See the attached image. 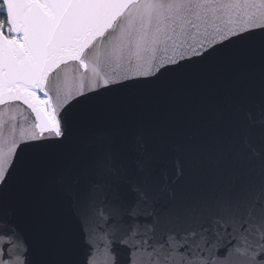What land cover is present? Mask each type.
<instances>
[{"label": "snow or ice", "instance_id": "1", "mask_svg": "<svg viewBox=\"0 0 264 264\" xmlns=\"http://www.w3.org/2000/svg\"><path fill=\"white\" fill-rule=\"evenodd\" d=\"M247 8L212 47L141 62L167 29ZM101 54L124 71L50 108L52 69ZM15 102L35 119L0 163V264H94L100 237L107 264H264V0H0Z\"/></svg>", "mask_w": 264, "mask_h": 264}, {"label": "water", "instance_id": "2", "mask_svg": "<svg viewBox=\"0 0 264 264\" xmlns=\"http://www.w3.org/2000/svg\"><path fill=\"white\" fill-rule=\"evenodd\" d=\"M255 9H236L235 11L210 15L195 22V27L185 25L173 31L171 28L162 33L155 41L149 42L140 52L142 63L158 64L169 58H175L181 52H187L191 47L206 45L212 47L220 37L230 30L249 23V17ZM126 55L127 49L125 50ZM133 62L136 56L131 55ZM124 71V65L116 60L107 61L101 54L97 64L88 63L87 68L78 62L69 60L52 69L49 80H55L54 88H46L48 105L52 109L67 106L86 91L95 90L96 73L103 76L105 72L119 75ZM34 113L20 102L14 106L0 105V163H10L14 154L23 146L21 137H27L33 130ZM104 238L97 242V253L94 264H107V252L104 248Z\"/></svg>", "mask_w": 264, "mask_h": 264}, {"label": "rangeland", "instance_id": "3", "mask_svg": "<svg viewBox=\"0 0 264 264\" xmlns=\"http://www.w3.org/2000/svg\"><path fill=\"white\" fill-rule=\"evenodd\" d=\"M38 95H41V98H43V95L41 93H38Z\"/></svg>", "mask_w": 264, "mask_h": 264}]
</instances>
